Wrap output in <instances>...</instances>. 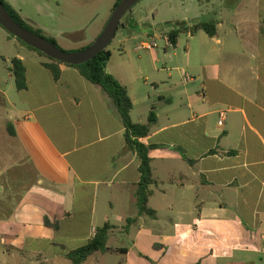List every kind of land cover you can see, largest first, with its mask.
<instances>
[{
	"label": "crops",
	"instance_id": "1",
	"mask_svg": "<svg viewBox=\"0 0 264 264\" xmlns=\"http://www.w3.org/2000/svg\"><path fill=\"white\" fill-rule=\"evenodd\" d=\"M6 1L76 50L100 34L115 2ZM226 1L183 12L185 26L211 22L215 32L181 33L183 56L180 35L171 46L164 33L175 59L155 75L133 74L127 61L130 47L154 37V5H134L106 48L105 70L125 87L132 122L156 117L140 139L150 147L151 216L138 213L139 160L104 90L66 65L55 80L14 38L5 56L0 40V264H71L63 255L104 224L112 226L108 251L83 264L112 254L116 264H264V0ZM113 54L119 66L110 65ZM13 58L25 68L20 91L13 76L4 80Z\"/></svg>",
	"mask_w": 264,
	"mask_h": 264
},
{
	"label": "trees",
	"instance_id": "2",
	"mask_svg": "<svg viewBox=\"0 0 264 264\" xmlns=\"http://www.w3.org/2000/svg\"><path fill=\"white\" fill-rule=\"evenodd\" d=\"M120 0H115L111 12L118 5ZM0 3L4 6L11 18L18 23L23 28L34 33L37 36L43 37L51 44L56 46L58 49L62 50L56 43L55 39L49 38L43 35L40 30L33 29L29 26L19 15V12L15 11L13 7L6 1L0 0ZM132 9V8H131ZM130 9V10H131ZM129 10V11H130ZM120 26V23H119ZM0 28H2L0 26ZM3 29V28H2ZM4 30V29H3ZM197 31H204L209 36H212L215 32V24L208 22L195 23L190 27L185 26L184 24L179 25L178 27L171 29L165 34L168 43L171 46H175L178 36L181 33H190L194 34ZM9 34V33H7ZM9 36H11L9 34ZM14 38L13 36H11ZM16 39V38H14ZM17 40V39H16ZM22 46L34 51L38 56L46 60L42 65L47 68L53 78L56 80L60 75V65H66L61 62L54 61L49 57L45 56L41 52L27 46L23 42L17 40ZM86 48V47H84ZM81 48L79 50H82ZM64 51V50H62ZM78 51V50H77ZM70 52V51H65ZM110 53L107 49L103 50L92 59L80 65H66L69 67L75 68L79 74L90 82V84L97 85L101 87L104 92L110 98L114 108L116 109L120 121L125 129V143L129 150L135 153L139 160L138 172H139V181L136 186V206L139 214H145L148 216L154 215V212L148 207V197L151 193L150 186L154 184L152 178V171L148 156L149 146L145 145L140 141L148 136L150 132V126L156 121V117L153 113H150L147 119V123L138 124L133 123L130 118V111L132 109V103L128 97L125 87L121 86L119 82L111 75L108 74L105 70L106 63L109 60ZM11 63V74L14 79V85L17 91L23 90L26 88L25 81V68L22 62L18 58H13L10 61ZM44 224L50 225L47 219H45ZM56 228V223L53 225ZM112 229V226L109 224H104L101 227L95 229L93 237L83 246L69 251L63 255L71 264H83L89 256L95 254L96 252L106 253L108 248L106 246L107 240L109 237V232ZM122 252L126 253V249H121Z\"/></svg>",
	"mask_w": 264,
	"mask_h": 264
},
{
	"label": "rangeland",
	"instance_id": "3",
	"mask_svg": "<svg viewBox=\"0 0 264 264\" xmlns=\"http://www.w3.org/2000/svg\"><path fill=\"white\" fill-rule=\"evenodd\" d=\"M149 1V2H147ZM200 0H140L139 3L135 6L136 8L140 5H143L142 7H145V3H148L151 6H155L157 10V14L154 16V19L151 23H153V30H154V37L146 38L143 41L152 42L154 41L156 43V47L153 48L152 51H146V50H138L135 51L132 50V47L129 49V57L127 58L128 66L133 69V74L136 75H155L159 69L163 68V64H166V68L171 67V64L168 62V57H170L172 60H174V49L171 47L165 48L164 45V33H167L171 29H174L181 25L182 23L179 21L181 19V15L186 13L188 16H193L196 13V7L199 6ZM230 0H227L226 3H228ZM225 3V2H224ZM122 20V19H121ZM124 21V19L122 20ZM64 26H68L72 24L71 22L64 21ZM187 23V22H186ZM68 24V25H67ZM121 26H119V29L117 31V35H119ZM0 34L4 38H0L2 41V51L5 52V56H10L9 54H13L12 47L10 46V43H16V41L7 34L5 30L0 28ZM187 36L185 34L180 35L179 37V48H177L178 56H183L184 53V47L186 44V38ZM13 41V42H12ZM59 47L64 51H70L75 52L77 51L75 46L66 45L62 42L58 43ZM152 53H155L156 55V62L154 61L152 57ZM117 55L113 54L110 65L113 66L114 64H118V66L123 62L120 59L116 58ZM6 58V57H5ZM5 62L6 66L8 67L7 70H5V82L8 81V77L12 76L9 75V61ZM154 63V64H153ZM156 68L157 70H155ZM136 71V73H135ZM166 74V73H165ZM5 154V151L3 147H0V155ZM120 244L124 246H130V241H128L126 238H120L119 240ZM147 258V257H146ZM149 259V258H147ZM117 258L114 254L107 255L105 258L100 261L99 258L97 261L89 260L85 264H116ZM151 262L152 260L149 259Z\"/></svg>",
	"mask_w": 264,
	"mask_h": 264
},
{
	"label": "water",
	"instance_id": "4",
	"mask_svg": "<svg viewBox=\"0 0 264 264\" xmlns=\"http://www.w3.org/2000/svg\"><path fill=\"white\" fill-rule=\"evenodd\" d=\"M140 0H120L111 12L105 26L94 41L82 50L65 52L58 49L43 37L16 23L0 3V26L11 36L27 46L41 52L50 59L66 65H80L102 52L114 39L122 17Z\"/></svg>",
	"mask_w": 264,
	"mask_h": 264
},
{
	"label": "built area",
	"instance_id": "5",
	"mask_svg": "<svg viewBox=\"0 0 264 264\" xmlns=\"http://www.w3.org/2000/svg\"><path fill=\"white\" fill-rule=\"evenodd\" d=\"M155 47H156V43L154 41H152V42L142 41L137 46V49L138 50L152 51L153 48H155ZM221 116H223V113H221ZM218 124L221 125V121H219Z\"/></svg>",
	"mask_w": 264,
	"mask_h": 264
}]
</instances>
